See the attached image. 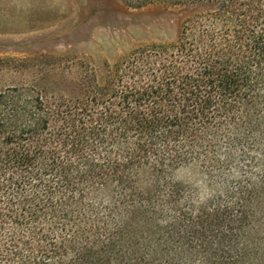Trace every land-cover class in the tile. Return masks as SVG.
Returning a JSON list of instances; mask_svg holds the SVG:
<instances>
[{"label":"trees","instance_id":"trees-1","mask_svg":"<svg viewBox=\"0 0 264 264\" xmlns=\"http://www.w3.org/2000/svg\"><path fill=\"white\" fill-rule=\"evenodd\" d=\"M129 2L205 8L99 78L0 90V264H264V0Z\"/></svg>","mask_w":264,"mask_h":264},{"label":"rangeland","instance_id":"rangeland-1","mask_svg":"<svg viewBox=\"0 0 264 264\" xmlns=\"http://www.w3.org/2000/svg\"><path fill=\"white\" fill-rule=\"evenodd\" d=\"M204 8L135 6L129 0H0V90L25 83L65 89L80 75L99 78L104 61L113 64L135 50L175 40L185 18ZM245 170L237 175L243 178ZM250 171L257 176L260 168L255 164ZM173 177L198 197L209 192L198 166L180 167Z\"/></svg>","mask_w":264,"mask_h":264}]
</instances>
